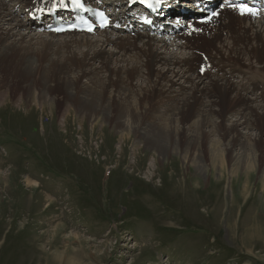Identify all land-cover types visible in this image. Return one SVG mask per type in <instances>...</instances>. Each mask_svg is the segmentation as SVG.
<instances>
[{
    "label": "bare ground",
    "instance_id": "6f19581e",
    "mask_svg": "<svg viewBox=\"0 0 264 264\" xmlns=\"http://www.w3.org/2000/svg\"><path fill=\"white\" fill-rule=\"evenodd\" d=\"M8 1L0 0V114H20L34 126L37 114L43 126L52 116L54 126L74 119L81 126L89 120L129 128L145 138L153 171L175 160L169 177L178 178L179 189L221 198L229 186L231 202L215 207L238 209L241 244L264 242V219L242 216L249 202L264 212V12H219L205 30L209 36L201 37L216 53L209 50L202 60L197 41L164 21L162 33L172 30L164 39L146 30L130 36L105 30L99 38L37 35L40 26L18 20ZM12 1L30 18L37 14L32 8L55 0ZM164 1L179 29L187 17L182 6L196 12L188 0ZM250 129L253 135L243 132ZM113 178L111 172V184ZM27 187L40 192L31 182Z\"/></svg>",
    "mask_w": 264,
    "mask_h": 264
},
{
    "label": "rangeland",
    "instance_id": "374dc122",
    "mask_svg": "<svg viewBox=\"0 0 264 264\" xmlns=\"http://www.w3.org/2000/svg\"><path fill=\"white\" fill-rule=\"evenodd\" d=\"M7 7L27 22L16 2ZM201 37L199 56L207 60L216 52ZM10 106L18 109L12 99ZM13 115L0 114V264H264V242H239L238 209L215 207L231 202L229 186L222 199L179 189L178 178L169 177L175 160L153 171L145 138L124 126L74 119L54 126L52 116L43 126L37 114L34 126ZM257 208L249 202L243 219L251 213L264 219Z\"/></svg>",
    "mask_w": 264,
    "mask_h": 264
}]
</instances>
